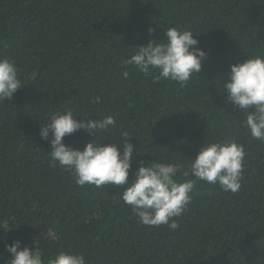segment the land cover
<instances>
[{
    "label": "trees",
    "instance_id": "trees-1",
    "mask_svg": "<svg viewBox=\"0 0 264 264\" xmlns=\"http://www.w3.org/2000/svg\"><path fill=\"white\" fill-rule=\"evenodd\" d=\"M169 26L193 31L208 53L184 87L123 63ZM255 53H264V0H0V57L16 60L25 84L0 102V264L15 240L45 256L83 252L87 264H264V143L218 89L230 64ZM64 109L113 116L103 143L128 133L145 165L186 167L204 139H235L246 153L241 189L200 182L178 229L143 225L120 196L127 184L81 187L50 162L39 136L50 117L39 120ZM92 139L80 130L64 143L82 150Z\"/></svg>",
    "mask_w": 264,
    "mask_h": 264
},
{
    "label": "clouds",
    "instance_id": "clouds-1",
    "mask_svg": "<svg viewBox=\"0 0 264 264\" xmlns=\"http://www.w3.org/2000/svg\"><path fill=\"white\" fill-rule=\"evenodd\" d=\"M155 29L149 28V33ZM194 32L187 28L169 26L164 30V39H151L146 45L134 47L135 51L126 58L124 65H130L145 77L156 81H171L184 87L193 76L199 75L208 53L201 49ZM127 78L129 72L122 73ZM27 79L35 80L33 71ZM220 93H227L225 103L237 108L243 115V126L251 138L264 143V53L249 54L242 62L230 64L226 78H219ZM25 86L14 58L0 57V102L13 101L15 94ZM102 103L99 96L90 101ZM39 136L50 145L48 151L53 166L69 172L78 186L128 185L120 194L123 202L130 206L141 224L152 227L167 225L171 230L180 227L178 217L188 211L192 194L200 182L218 185L224 192L237 193L241 189L245 148L235 139L227 142L205 140L194 159L183 163L156 158L145 165L137 161V146L130 141L128 133H122L117 143L104 144L105 136L115 126V118L101 115L84 119L72 109L50 111ZM79 117V119H77ZM83 130L91 136L83 149L64 143V138ZM98 136L100 139L98 140ZM112 139V138H111ZM133 163L137 168L133 179L129 174ZM15 240L5 245L9 258L5 264H87L83 252L58 250L45 256L37 247L24 246Z\"/></svg>",
    "mask_w": 264,
    "mask_h": 264
}]
</instances>
